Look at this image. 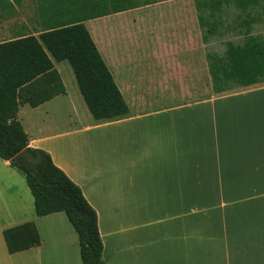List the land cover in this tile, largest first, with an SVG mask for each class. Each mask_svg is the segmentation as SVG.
Masks as SVG:
<instances>
[{
  "label": "crops",
  "instance_id": "obj_1",
  "mask_svg": "<svg viewBox=\"0 0 264 264\" xmlns=\"http://www.w3.org/2000/svg\"><path fill=\"white\" fill-rule=\"evenodd\" d=\"M81 20L127 114L96 121L52 59L65 93L17 117L95 210L106 263L264 264V81L212 91L192 0H0V43ZM28 222L39 244L10 254L4 230ZM0 264H82L66 215L38 217L1 158Z\"/></svg>",
  "mask_w": 264,
  "mask_h": 264
},
{
  "label": "trees",
  "instance_id": "obj_2",
  "mask_svg": "<svg viewBox=\"0 0 264 264\" xmlns=\"http://www.w3.org/2000/svg\"><path fill=\"white\" fill-rule=\"evenodd\" d=\"M193 2L204 43L218 35L221 11L232 2L243 13L254 8L264 14V0ZM256 21L246 13L241 21L242 42H226L222 56L208 54L215 94L264 81V37L251 34V25ZM52 59L69 63L78 90L96 121L127 114V105L82 20L48 28L38 38L26 36L0 43V158L25 174L38 217L58 212L66 215L78 237L82 264H107L95 210L47 152L29 147L17 117L20 106L36 108L65 93ZM3 237L10 254L40 241L31 222L4 230Z\"/></svg>",
  "mask_w": 264,
  "mask_h": 264
},
{
  "label": "rangeland",
  "instance_id": "obj_3",
  "mask_svg": "<svg viewBox=\"0 0 264 264\" xmlns=\"http://www.w3.org/2000/svg\"><path fill=\"white\" fill-rule=\"evenodd\" d=\"M246 13H250L252 16H254V18L257 19V21L251 25L252 28L251 34L261 35L264 37V14L261 13L260 9H254V8H249ZM246 13L241 12L234 5L233 2L223 8V10L221 11L222 26H220V28L218 29L219 31L218 35L213 37L208 43L209 53H214L221 56L224 53L226 42H234V43L242 42L244 38L243 35L244 28L241 25L242 23L241 21L245 19ZM136 31L138 33L137 36L144 42L152 38L151 37L152 35L149 34L151 32V30L149 29H140ZM161 33H163L162 30H155L153 34V38H156L157 36H162ZM65 63L67 64V66H69L66 61ZM73 86L74 88H76L75 81H73ZM69 87L71 86L69 85ZM208 88L210 95V80H209Z\"/></svg>",
  "mask_w": 264,
  "mask_h": 264
}]
</instances>
